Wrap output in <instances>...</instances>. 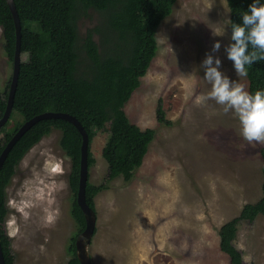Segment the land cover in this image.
Here are the masks:
<instances>
[{
	"label": "rangeland",
	"instance_id": "obj_1",
	"mask_svg": "<svg viewBox=\"0 0 264 264\" xmlns=\"http://www.w3.org/2000/svg\"><path fill=\"white\" fill-rule=\"evenodd\" d=\"M94 24V16L80 22L81 37ZM156 37L157 55L125 106L132 124L156 136L133 181L116 179L95 198L89 254L93 264H230L219 231L262 198L264 144L240 136L238 118L208 98L211 86L203 79L201 63L219 40L214 55L221 71L248 91L247 78L237 76L224 52L231 37L227 1L178 0ZM3 46L0 28V92L13 74ZM160 100L170 126L157 121ZM18 121L14 115L11 126ZM108 138L109 124L89 146L96 160L89 182L96 186L107 180ZM60 140L54 130L35 145L8 187L4 228L15 264H66L71 258L79 234L71 216V160ZM235 246L244 264H264V216L240 224Z\"/></svg>",
	"mask_w": 264,
	"mask_h": 264
},
{
	"label": "trees",
	"instance_id": "obj_2",
	"mask_svg": "<svg viewBox=\"0 0 264 264\" xmlns=\"http://www.w3.org/2000/svg\"><path fill=\"white\" fill-rule=\"evenodd\" d=\"M177 1L14 0L21 23V52L26 61L22 60L11 119L0 130V156L25 122L48 112L64 113L75 117L83 126L89 136V146L97 133L109 124V138L103 149L108 165L107 180L99 186L88 182L87 205L96 212L95 198L109 183L119 178L132 182L156 132L132 124L125 106L157 55V31ZM226 1L231 29L232 23L242 22L241 13L247 11L252 0ZM93 16L94 26L81 37L80 22ZM0 28L5 55L13 64L17 31L6 0H0ZM246 67L248 92L264 89V61ZM10 84L11 79L0 92V119L7 108ZM14 115L21 121L11 126ZM156 115L160 125H171L161 100ZM54 130L61 132L60 146L71 160V216L79 235L86 227L85 216L77 202L83 138L67 121H41L20 139L0 170V243L6 264H15L12 240L4 228L9 214L8 187L27 153ZM261 158L262 198L245 205L240 214L219 231L220 250L229 257L230 264H244L242 253L235 246L240 224L253 223L257 217L264 216V147ZM95 163L89 149V169ZM78 236L71 241V258L66 264H81L76 252Z\"/></svg>",
	"mask_w": 264,
	"mask_h": 264
},
{
	"label": "clouds",
	"instance_id": "obj_3",
	"mask_svg": "<svg viewBox=\"0 0 264 264\" xmlns=\"http://www.w3.org/2000/svg\"><path fill=\"white\" fill-rule=\"evenodd\" d=\"M241 21L231 24L230 42L224 46V52L233 62L237 76L246 77V66L264 61V0H252L247 11L241 13ZM220 49L221 42L217 40L201 63L203 79L211 86L208 98L222 105L225 113L234 112L245 141L264 144V89L249 93L237 80L224 74L222 60L214 55Z\"/></svg>",
	"mask_w": 264,
	"mask_h": 264
},
{
	"label": "water",
	"instance_id": "obj_4",
	"mask_svg": "<svg viewBox=\"0 0 264 264\" xmlns=\"http://www.w3.org/2000/svg\"><path fill=\"white\" fill-rule=\"evenodd\" d=\"M6 1L9 5V8L12 12L15 21L16 31H17V42H16V52L13 61V74L9 88L8 103L5 114L0 119V130L7 125L13 113L14 100L17 92L19 74L22 64V52H21L22 34H21V23H20L19 15L14 0H6ZM45 120L67 121L71 123L80 132L83 138L82 157H81V166H80V182H79V191L77 195V202L85 216L86 227L84 231L77 237L76 252H77V258L79 259L81 264H93L89 254V246L91 245L92 238L94 237L96 231L97 216H96V212L93 211L87 205L86 202V187L89 182V165H88L89 136L86 130L83 128V126L79 123V121L75 117L68 114L48 112V113L40 114L34 117L33 119L25 122L19 128V130L16 132L13 138L9 141L6 148L2 152L0 156V170L3 167L8 155L15 147V145L20 141V139L28 131H30L35 125ZM0 264H6L3 251L1 248V243H0Z\"/></svg>",
	"mask_w": 264,
	"mask_h": 264
}]
</instances>
